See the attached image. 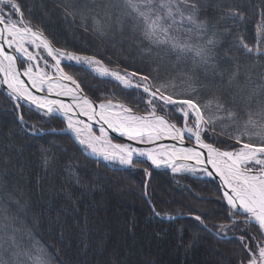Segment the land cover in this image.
Segmentation results:
<instances>
[{"label": "snow or ice", "instance_id": "1", "mask_svg": "<svg viewBox=\"0 0 264 264\" xmlns=\"http://www.w3.org/2000/svg\"><path fill=\"white\" fill-rule=\"evenodd\" d=\"M53 3L69 25L78 24L102 40L119 38L153 67L147 72L130 71L120 64L110 67L98 53L56 47L40 24L33 23L31 9L25 17L21 0H0V88H5L13 102L19 134L68 135L82 155L94 156L98 162L137 168L134 160L146 158L173 174L218 175L230 223H221L216 235L230 226L244 225L240 229L244 234L237 237L242 250L238 264H264V0ZM65 60L114 80L124 89L140 91L145 111L137 112L109 97L97 104L62 67ZM23 104L29 110L34 106L43 118H62L64 127L28 126L24 115L17 112ZM95 125H99V134ZM109 130L143 147L116 143ZM16 134L17 129H10L5 136L11 140ZM165 138L172 143H162ZM209 138L214 142L209 143ZM50 144L39 147L45 175L58 160L55 142ZM6 147L16 149V155L24 151L23 144ZM14 159L11 153L0 154V264H56L50 246L37 240L22 219L31 210L23 190H8L5 177L11 171L21 178L25 174V165L17 168ZM62 167L65 183L81 184L77 162L68 160ZM143 171L150 176L148 168ZM64 194L75 204L70 191ZM144 195L148 196L147 184ZM149 204L152 214L160 216L150 198ZM9 205L15 206L14 212ZM32 220L38 221L39 215L33 213ZM194 220L211 231L200 215ZM249 226L255 227V233Z\"/></svg>", "mask_w": 264, "mask_h": 264}, {"label": "trees", "instance_id": "2", "mask_svg": "<svg viewBox=\"0 0 264 264\" xmlns=\"http://www.w3.org/2000/svg\"><path fill=\"white\" fill-rule=\"evenodd\" d=\"M21 3L25 17H29L28 9H31L33 23L40 24L56 47L87 55L98 53L110 67L120 64L130 71L144 72L153 67L135 48L120 43L119 38L102 40L91 32H84L78 24L66 23L53 0H21ZM66 69L97 101L112 98L113 93H120L117 96L129 103L135 97L134 89L125 91L116 82L83 75L76 66ZM12 103L0 88V154L11 153L17 168L25 165L23 178L15 171L5 177L8 190H23V199L31 205V210L22 219L33 229L37 240L50 246L49 252L56 264L61 261L63 264H238L242 250L237 237L244 234L240 231L244 225L237 224L235 229L230 226L221 233L223 239L216 235L221 223H230L227 204L221 199L216 180L152 169L144 161H136L137 168L109 166L105 161L82 155L68 135L50 132L21 135ZM21 113L28 126L64 127L60 118H43L24 105ZM10 129H17L11 140L5 136ZM50 142H55L53 150L58 160L45 175L39 147L52 146ZM13 143L24 145L22 155L6 147ZM68 160L78 163L80 185L64 182L62 165ZM144 168L149 169L150 176L144 173ZM145 184L148 196L144 195ZM64 190L72 193L75 204L67 200ZM149 198L160 216L152 214ZM9 210L14 212L15 206L9 205ZM33 213L39 215L38 221L32 220ZM196 215L202 217L211 231L199 226L194 220ZM168 216L175 217L168 219ZM249 227L255 233V227Z\"/></svg>", "mask_w": 264, "mask_h": 264}, {"label": "rangeland", "instance_id": "3", "mask_svg": "<svg viewBox=\"0 0 264 264\" xmlns=\"http://www.w3.org/2000/svg\"><path fill=\"white\" fill-rule=\"evenodd\" d=\"M69 64H72L73 66H76L75 64H74V62H68V61H64V62H62V66L64 67V69L67 71V72H69L70 73V71L69 70H67L66 69V67L68 68V67H70L69 66ZM41 66H43V65H41ZM72 67V66H71ZM76 67H79L80 68V72L84 75L85 73L86 74H91V75H93L94 77H96V78H98V79H100V80H105V81H112V82H115L114 80H111V79H109V78H100V77H98L95 73H93V72H91L90 70H86V67H81V66H76ZM49 71H52L51 69H49ZM70 74H72V73H70ZM73 75V74H72ZM77 79V78H76ZM78 80V79H77ZM78 82L80 83V85H81V87L83 88V85H82V83L80 82V80H78ZM117 83V82H116ZM118 84V83H117ZM120 86V85H119ZM84 89V88H83ZM120 89H122V90H125V91H128V90H130L131 91V89H124L122 86H120ZM85 91V90H84ZM133 91V90H132ZM131 91V92H132ZM127 93V92H126ZM125 92L123 93V94H126ZM113 94H115L113 97H112V99L114 100V102H122V103H124V104H126V105H128V106H130V107H133L134 108V110L135 111H137V112H140V113H143L144 111H145V104L142 102V99H141V92L140 91H135V97H133V101L132 102H126L124 99H122V98H120V97H118L117 95L119 94L120 95V93H113ZM134 95V93H132V95L131 96H133ZM144 99H146V97H144ZM27 108H29L28 106H26ZM17 112L18 113H21V112H19V110H17ZM34 112H36L35 110H34ZM37 113V112H36ZM39 114V113H38ZM39 115H42V114H39ZM95 131H97V134H99L98 133V129H94ZM113 138V141H115V142H117V143H128V142H126V141H122V140H117V139H115L114 137H112ZM208 142L209 143H213L214 142V140L212 139V141H210L209 139H208ZM222 144L223 143H217L216 144V146L217 147H220V146H222ZM222 149H224L223 147H222ZM137 161H143V160H137ZM106 164H108L109 166H113L112 164H110V163H108V162H106ZM187 174H189V173H187ZM190 175H193V176H195V177H199V175H201V174H190ZM200 178H204V177H200ZM226 230V229H225ZM224 230V231H225Z\"/></svg>", "mask_w": 264, "mask_h": 264}, {"label": "water", "instance_id": "4", "mask_svg": "<svg viewBox=\"0 0 264 264\" xmlns=\"http://www.w3.org/2000/svg\"><path fill=\"white\" fill-rule=\"evenodd\" d=\"M46 36V35H45ZM84 90V89H83ZM84 93L87 95V96H89L92 100H94L90 95H88L85 91H84ZM64 100H65V102H70V98H67V97H65V98H63ZM94 101H96V100H94ZM97 102V104L99 103L98 101H96ZM31 107H33L34 109H35V107L34 106H31ZM62 119V118H61ZM109 134L112 136V137H114V138H116V139H120V140H122V141H126V142H131V143H134V144H136V145H138V146H140V147H143V145H141V144H139V143H137V142H132V141H128L127 140V137H121L120 135H119V133H116V132H112L111 130H109ZM168 144H171L172 143V141L171 140H169L168 142H167ZM186 144H187V140H186ZM90 157H93V158H96V157H94V156H91V155H89ZM143 160V161H145L151 168H153V169H157V170H167V171H171L170 169H166V168H156L155 166H153V165H151V162L150 161H146V158H136L135 160ZM124 167H127V166H124ZM209 168H210V166H209ZM211 169V168H210ZM199 176H204V175H199ZM217 182H218V184H219V186H220V189H221V191H222V193H223V190H224V188H223V185H222V183H221V181H220V179H219V176L218 175H213L212 176Z\"/></svg>", "mask_w": 264, "mask_h": 264}, {"label": "bare ground", "instance_id": "5", "mask_svg": "<svg viewBox=\"0 0 264 264\" xmlns=\"http://www.w3.org/2000/svg\"><path fill=\"white\" fill-rule=\"evenodd\" d=\"M52 98H55L54 96L52 97ZM114 111H116V110H114ZM99 128V125H95V127H94V129H98ZM170 139H168V138H165L163 141H162V143H165V144H168L167 142L169 141ZM115 142V141H114ZM117 143V142H116ZM128 143H131V142H128ZM133 144V146H135V147H140V146H138V145H136V144H134V143H132ZM211 170V169H210ZM199 174H202V173H199ZM203 175V174H202Z\"/></svg>", "mask_w": 264, "mask_h": 264}]
</instances>
